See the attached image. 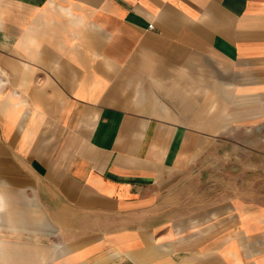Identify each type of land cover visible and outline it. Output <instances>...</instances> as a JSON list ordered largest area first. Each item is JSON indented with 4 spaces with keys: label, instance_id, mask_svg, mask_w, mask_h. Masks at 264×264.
Wrapping results in <instances>:
<instances>
[{
    "label": "crops",
    "instance_id": "0c3cea01",
    "mask_svg": "<svg viewBox=\"0 0 264 264\" xmlns=\"http://www.w3.org/2000/svg\"><path fill=\"white\" fill-rule=\"evenodd\" d=\"M0 264H264V0H0Z\"/></svg>",
    "mask_w": 264,
    "mask_h": 264
},
{
    "label": "rangeland",
    "instance_id": "374dc122",
    "mask_svg": "<svg viewBox=\"0 0 264 264\" xmlns=\"http://www.w3.org/2000/svg\"><path fill=\"white\" fill-rule=\"evenodd\" d=\"M225 148H229V146L218 148L217 153L209 160L215 163L214 166L208 168V165H206V168H203L200 172L201 193L204 194L205 200L209 201V197L213 195L216 196L217 200L222 199L224 193H230L233 189L235 190L234 193L241 192V163L251 159L248 155L241 154L240 151L233 152L232 156L227 157L225 153H220ZM246 171L245 169V178L249 179ZM174 221L171 225L176 224V220Z\"/></svg>",
    "mask_w": 264,
    "mask_h": 264
},
{
    "label": "built area",
    "instance_id": "2783aa9c",
    "mask_svg": "<svg viewBox=\"0 0 264 264\" xmlns=\"http://www.w3.org/2000/svg\"><path fill=\"white\" fill-rule=\"evenodd\" d=\"M150 28H153V25H151Z\"/></svg>",
    "mask_w": 264,
    "mask_h": 264
},
{
    "label": "bare ground",
    "instance_id": "6f19581e",
    "mask_svg": "<svg viewBox=\"0 0 264 264\" xmlns=\"http://www.w3.org/2000/svg\"><path fill=\"white\" fill-rule=\"evenodd\" d=\"M42 252V251H41ZM29 254V253H28Z\"/></svg>",
    "mask_w": 264,
    "mask_h": 264
}]
</instances>
